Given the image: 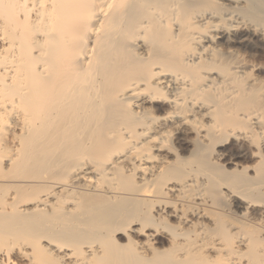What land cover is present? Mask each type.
Segmentation results:
<instances>
[{
  "label": "bare ground",
  "instance_id": "6f19581e",
  "mask_svg": "<svg viewBox=\"0 0 264 264\" xmlns=\"http://www.w3.org/2000/svg\"><path fill=\"white\" fill-rule=\"evenodd\" d=\"M264 0H0V264H264Z\"/></svg>",
  "mask_w": 264,
  "mask_h": 264
},
{
  "label": "rangeland",
  "instance_id": "374dc122",
  "mask_svg": "<svg viewBox=\"0 0 264 264\" xmlns=\"http://www.w3.org/2000/svg\"><path fill=\"white\" fill-rule=\"evenodd\" d=\"M253 60H257L258 62H260V64L262 63V64H264V57H258V56H254V58H253ZM261 75H263L264 76V73H262Z\"/></svg>",
  "mask_w": 264,
  "mask_h": 264
}]
</instances>
